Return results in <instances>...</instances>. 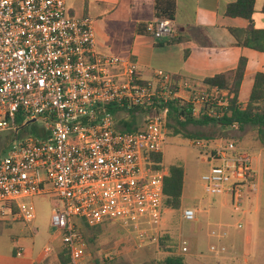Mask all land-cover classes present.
I'll return each mask as SVG.
<instances>
[{"label": "built area", "instance_id": "1", "mask_svg": "<svg viewBox=\"0 0 264 264\" xmlns=\"http://www.w3.org/2000/svg\"><path fill=\"white\" fill-rule=\"evenodd\" d=\"M174 31L165 18L146 25L154 39ZM173 85V76L162 70L143 80L136 63L99 53L92 19L72 15L63 0H0V132L17 140L0 154L1 213L16 211L32 221L35 212L26 201L54 195L51 227L61 233L71 264H91L83 225L157 224L166 211L167 172L154 157L163 153L169 104L185 100L194 117L206 108L207 116H215L227 100L226 92L186 78L177 89ZM113 109L136 110L141 129L119 130ZM38 121L43 127L19 137ZM195 146L207 151L204 191L241 206L256 190L250 153L232 141ZM196 215L183 211L188 221ZM211 235L225 238L227 231Z\"/></svg>", "mask_w": 264, "mask_h": 264}, {"label": "rangeland", "instance_id": "2", "mask_svg": "<svg viewBox=\"0 0 264 264\" xmlns=\"http://www.w3.org/2000/svg\"><path fill=\"white\" fill-rule=\"evenodd\" d=\"M128 116L127 113L120 112L116 121ZM35 125L43 127L44 123L38 121L29 124L22 129L19 137L37 132ZM186 132L195 136L201 133L206 137L173 136L167 130L161 162L166 172L171 165H180L185 170L180 208L166 209L157 224L140 225L138 229L119 223H107L87 231L85 241L91 264H158L169 255L166 251L169 248H173L176 255H182L185 264H264V214L256 211L254 206L248 210L243 203L245 198L241 206H235L229 198L207 194L201 180L209 170V164L205 161L207 151L195 146V141L202 142L204 146L232 141L245 149L260 143L255 129L249 127L244 134L237 128L222 130L219 127L188 126ZM16 141L13 133L0 132V154ZM48 188L51 186L47 185ZM223 200L227 204L224 207L226 220L219 224L215 214ZM26 202L33 206L35 219L26 221L19 212L13 217L5 212V216L0 218V243L9 246L11 238L16 236L21 239L20 246L24 248L40 252L48 247L45 263L54 264L53 254L50 253L53 251L55 254L62 247L61 233L51 227L56 199L52 194H44ZM186 209L197 211L195 220L188 221L183 217ZM12 218L16 222H10ZM239 224L241 228H238ZM223 230L227 231L225 238L211 235L212 231ZM166 235L170 240L164 248L159 241ZM212 246L224 247L225 251L213 252ZM183 247L187 248L186 252H183Z\"/></svg>", "mask_w": 264, "mask_h": 264}, {"label": "crops", "instance_id": "3", "mask_svg": "<svg viewBox=\"0 0 264 264\" xmlns=\"http://www.w3.org/2000/svg\"><path fill=\"white\" fill-rule=\"evenodd\" d=\"M63 1L72 15L92 19L99 53L136 63L143 80H151L156 71L162 70L204 86L206 78L234 70L239 60L245 58L246 69L238 96L245 106L255 75L264 73V52L238 46L230 32V29L249 25L246 19L225 14L227 5L237 0H176V15L171 21L174 35L161 39H154L146 32L147 23L157 18L154 0ZM263 7L264 0L255 1L253 25L258 30H264ZM119 70L114 68L112 72ZM248 128L241 133L245 134ZM255 132L259 139L258 131ZM245 149L251 155L256 190L249 193L243 203L248 210L254 206L264 214V144L260 141ZM226 206V202L221 201L215 214L219 224L226 220ZM0 216L3 218L5 214L0 211ZM10 220L16 222L15 218ZM11 240L9 246L0 243V264H46L48 247L36 252L20 246L21 239L16 236ZM58 253V249L55 254L50 253L54 264H60Z\"/></svg>", "mask_w": 264, "mask_h": 264}, {"label": "trees", "instance_id": "4", "mask_svg": "<svg viewBox=\"0 0 264 264\" xmlns=\"http://www.w3.org/2000/svg\"><path fill=\"white\" fill-rule=\"evenodd\" d=\"M155 13L157 18H165L169 21L175 19L177 4L176 0H154ZM256 0H237L227 5L225 14L228 17H239L246 19L249 25L242 29H230V32L238 46L250 48L255 51L264 52V30H258L253 25L254 4ZM264 12V7H263ZM246 59L241 58L237 67L229 72L219 73L204 80V85L209 88H218L227 93L226 105L223 108L215 109V116H207L205 111L199 117L191 113V104L188 101L176 99L169 104V115L166 130H170L173 136L184 135L187 137H206L203 134L195 136L186 132L188 126L194 127H219L220 129L234 128L240 132L250 127L258 131L259 139L264 144V73H257L251 89L249 99L245 106L239 102L238 96L244 79ZM184 79L180 76H173V88L177 89V82ZM114 114L119 110L113 109ZM139 114V113H138ZM128 118L116 121L121 131L136 132L141 129V116L136 110L129 111ZM218 115V116H217ZM130 119V120H128ZM163 153L155 155L154 160L161 164ZM157 168H161V165ZM185 170L180 165H171L164 177V208L170 210L179 209L184 186ZM15 214V213H14ZM98 227L83 225L81 232L84 240L87 239V231ZM170 237L164 236L160 239V246L166 247ZM86 242V241H85ZM169 255L158 264H185L182 255H176L174 249H166ZM58 259L60 264H69L70 257L62 245Z\"/></svg>", "mask_w": 264, "mask_h": 264}]
</instances>
